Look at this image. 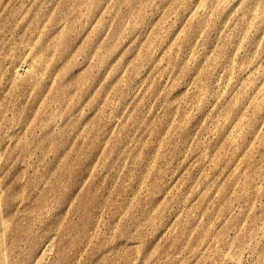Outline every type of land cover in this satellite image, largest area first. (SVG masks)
Here are the masks:
<instances>
[{
  "label": "rangeland",
  "instance_id": "rangeland-1",
  "mask_svg": "<svg viewBox=\"0 0 264 264\" xmlns=\"http://www.w3.org/2000/svg\"><path fill=\"white\" fill-rule=\"evenodd\" d=\"M0 264H264V0H0Z\"/></svg>",
  "mask_w": 264,
  "mask_h": 264
}]
</instances>
